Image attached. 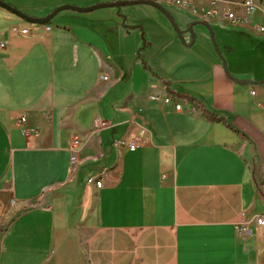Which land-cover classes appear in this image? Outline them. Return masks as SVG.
<instances>
[{"label":"crops","instance_id":"crops-1","mask_svg":"<svg viewBox=\"0 0 264 264\" xmlns=\"http://www.w3.org/2000/svg\"><path fill=\"white\" fill-rule=\"evenodd\" d=\"M2 1L43 17L113 0ZM190 1L163 7L193 41L147 4L46 23L0 7V264H264V19H206L209 0ZM165 94L182 110L149 97ZM125 136L145 141L112 144Z\"/></svg>","mask_w":264,"mask_h":264},{"label":"built area","instance_id":"built-area-1","mask_svg":"<svg viewBox=\"0 0 264 264\" xmlns=\"http://www.w3.org/2000/svg\"><path fill=\"white\" fill-rule=\"evenodd\" d=\"M154 1L157 4H160L161 6L165 5H175L178 7L183 8L184 10H188L190 12H195V7L192 5L190 0H151ZM210 2V8L203 12V17L208 19L210 17H216L217 15H220L222 17V20L227 23H244L246 22L249 17L254 13L258 12L261 15V18L264 19V0H209ZM218 4H221V9L218 8ZM223 23V22H222ZM11 30L18 31L21 34H24L28 31L27 27H21L15 23L11 24L9 26ZM45 29H49V26H45ZM254 29L261 33L264 32V24L256 23L254 24ZM5 47V42L0 39V50ZM101 79L105 80L106 75H101ZM250 93H253L252 90H250ZM152 99L159 100L161 104L167 105L168 103H172L173 109L177 111H181L182 107L180 102H172V98L169 95H163L158 97L157 95H150L149 96ZM193 106H197V104H193ZM20 122L24 121V117L19 118ZM109 124L107 121L103 119H95L91 122L88 130L91 133L97 132L102 128L107 127ZM145 139L139 136L134 137H120L119 139H116L112 141L113 145H117L120 147H124L125 149L129 151H133L138 146L142 145L144 143ZM80 139L77 137L72 138L70 145L76 146L79 144ZM76 161V155L74 153V150L71 149V153L69 155V162L70 164H74ZM87 182H92L96 187H99L101 185L100 179H97L96 177L89 176L86 178ZM242 215V213H241ZM253 222L258 226L264 225V214H254L252 217ZM237 235H242L246 233L249 228L247 227V222L241 217L239 222L237 223Z\"/></svg>","mask_w":264,"mask_h":264},{"label":"water","instance_id":"water-1","mask_svg":"<svg viewBox=\"0 0 264 264\" xmlns=\"http://www.w3.org/2000/svg\"><path fill=\"white\" fill-rule=\"evenodd\" d=\"M131 4H147V5H151L155 8H157L167 18V20L169 21V23L172 26V29L174 30V32L177 34L178 37H182L183 33H188L191 37V41H193V39L195 37V33L192 30L193 23H189L185 28L180 29L177 26V24L175 23V21L173 20L170 13L163 6H161L160 4H157L151 0H113V1H109V2L97 3V4L84 6V7L71 5V4H63V5H59V6L55 7L51 12H49L47 15H45L43 17L30 16L26 13L21 12L20 10L16 9L15 7L9 5L8 3L0 0V7L10 11L11 13L15 14L16 16H18V17H20L26 21L36 22V23H46L57 12H59L61 10H65V9H69V10L76 11V12H86V11H90V10H94V9H98V8H105V7L119 8L121 6L131 5ZM202 24H204V23H202ZM204 25H206V24H204ZM206 27L210 33L212 44L214 46H216V43L213 39L211 28L209 26H206ZM221 64H222L223 68L227 71L225 61L222 57H221ZM237 81L240 83L247 82V80H245V79H237Z\"/></svg>","mask_w":264,"mask_h":264},{"label":"trees","instance_id":"trees-1","mask_svg":"<svg viewBox=\"0 0 264 264\" xmlns=\"http://www.w3.org/2000/svg\"><path fill=\"white\" fill-rule=\"evenodd\" d=\"M187 96V95H186ZM189 99H192L191 97H188ZM197 106L201 109L202 114L210 120H221L220 116H216L212 114L211 112L207 111L206 109H203L200 105L197 104Z\"/></svg>","mask_w":264,"mask_h":264},{"label":"rangeland","instance_id":"rangeland-1","mask_svg":"<svg viewBox=\"0 0 264 264\" xmlns=\"http://www.w3.org/2000/svg\"><path fill=\"white\" fill-rule=\"evenodd\" d=\"M104 9H108V7H105ZM263 33L264 32H261V35H263ZM261 51H264V38H262V36H261ZM263 63H264V58H263ZM226 68H227V64H226Z\"/></svg>","mask_w":264,"mask_h":264}]
</instances>
